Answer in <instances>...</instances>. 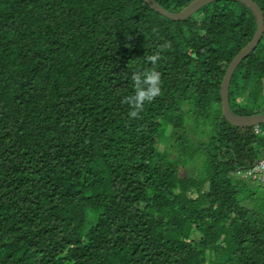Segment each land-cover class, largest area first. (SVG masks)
Wrapping results in <instances>:
<instances>
[{
	"label": "trees",
	"instance_id": "1",
	"mask_svg": "<svg viewBox=\"0 0 264 264\" xmlns=\"http://www.w3.org/2000/svg\"><path fill=\"white\" fill-rule=\"evenodd\" d=\"M256 30L234 0L182 21L143 0H0V264H264V185L240 176L264 124L231 125L221 100ZM153 67L161 93L131 118V76ZM229 100L264 115V35Z\"/></svg>",
	"mask_w": 264,
	"mask_h": 264
},
{
	"label": "water",
	"instance_id": "2",
	"mask_svg": "<svg viewBox=\"0 0 264 264\" xmlns=\"http://www.w3.org/2000/svg\"><path fill=\"white\" fill-rule=\"evenodd\" d=\"M143 1L152 10L165 16L166 18L172 21H182L187 19L195 12L205 7L206 5L219 0H196L195 2H193L191 5H189L187 8H185L179 13L169 12L168 10L163 8L160 4H158L155 0H143ZM234 1H238L247 5L253 11L257 20V30L251 42L236 55V57L232 60V62L229 64L226 70L221 85L222 111H223V117L226 119L228 123L238 128H246V127H253L259 124H264V115L240 116L235 114L230 107L229 89L233 75L237 67L248 55H250L257 48L261 39L263 38L264 15L260 7L253 0H234Z\"/></svg>",
	"mask_w": 264,
	"mask_h": 264
},
{
	"label": "clouds",
	"instance_id": "3",
	"mask_svg": "<svg viewBox=\"0 0 264 264\" xmlns=\"http://www.w3.org/2000/svg\"><path fill=\"white\" fill-rule=\"evenodd\" d=\"M171 45H165L170 47ZM160 54L146 56L148 62L154 66L160 59ZM135 93L129 95L122 100L123 104H127L132 109L128 115L131 118H139V114L143 111L145 102H152L161 93V73L153 67L143 72H135L131 76Z\"/></svg>",
	"mask_w": 264,
	"mask_h": 264
},
{
	"label": "built area",
	"instance_id": "4",
	"mask_svg": "<svg viewBox=\"0 0 264 264\" xmlns=\"http://www.w3.org/2000/svg\"><path fill=\"white\" fill-rule=\"evenodd\" d=\"M246 174L250 175L260 184L264 185V158L257 162L254 167L250 169Z\"/></svg>",
	"mask_w": 264,
	"mask_h": 264
},
{
	"label": "rangeland",
	"instance_id": "5",
	"mask_svg": "<svg viewBox=\"0 0 264 264\" xmlns=\"http://www.w3.org/2000/svg\"><path fill=\"white\" fill-rule=\"evenodd\" d=\"M189 171H190V173L192 174V175H196L197 174V172H194L193 171V168L192 167H190L189 168ZM185 174H187L185 171H184V169H182V175L184 176ZM238 174V173H237ZM242 178H246V177H248V176H250V175H247V174H242V175H240Z\"/></svg>",
	"mask_w": 264,
	"mask_h": 264
}]
</instances>
